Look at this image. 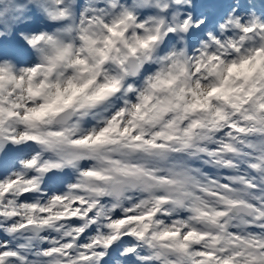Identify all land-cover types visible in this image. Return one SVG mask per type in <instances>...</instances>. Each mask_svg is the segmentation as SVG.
Instances as JSON below:
<instances>
[{
    "label": "snow or ice",
    "instance_id": "snow-or-ice-1",
    "mask_svg": "<svg viewBox=\"0 0 264 264\" xmlns=\"http://www.w3.org/2000/svg\"><path fill=\"white\" fill-rule=\"evenodd\" d=\"M32 2L31 12L23 5L13 8L10 4L0 10V16L5 11L21 12L39 19L36 8L43 0ZM167 2L169 7L162 11L171 14L170 22L187 28L194 43L207 33L212 45L204 53L208 61L226 64L224 75L204 94L209 103L201 104L198 97L194 106L207 108L213 99L222 100L231 109V118L217 109L223 123L214 135L193 146H173L167 142L171 137L160 132L153 135L134 120L125 122L122 117L127 114L116 109L103 117H73L63 127L49 123L42 135L35 129L69 105L58 108L60 100L46 97L35 103L41 92L31 84L26 102L23 94L0 88V264H112L120 255L124 264H264V47L252 48L247 43L241 47L231 39L237 32L243 39L242 34H251L255 27L242 15L246 7L233 10L235 0L210 22L208 14L215 10H197L198 0ZM120 3L122 0H87L95 7H89L86 15L105 11L100 5L119 7ZM202 17L207 19L200 22ZM22 26V31L38 30ZM260 28L264 29V23ZM207 47V43L201 45L200 51ZM7 71L0 65V72ZM29 71L34 74L36 69ZM131 115L135 117L136 112ZM47 137L55 139L50 142ZM61 144L97 149L104 166L97 164L94 155L67 156ZM117 144L130 152L167 157L171 151L187 157L185 165L192 167L186 171L206 174L216 186L217 197L224 201L216 208V216L223 217L218 226L205 230L197 220L208 209L186 207L184 200L150 184L135 185L141 197L130 202L125 195L132 186L107 185L105 182L130 171L111 151ZM81 175L98 183L82 185ZM151 175L147 172L146 178ZM240 200L247 214L238 222L225 224L228 208ZM154 225L160 227L153 231ZM154 240L163 242L160 248ZM146 249L154 254L146 255Z\"/></svg>",
    "mask_w": 264,
    "mask_h": 264
},
{
    "label": "clouds",
    "instance_id": "clouds-1",
    "mask_svg": "<svg viewBox=\"0 0 264 264\" xmlns=\"http://www.w3.org/2000/svg\"><path fill=\"white\" fill-rule=\"evenodd\" d=\"M10 4L13 8L23 5L27 12L35 7L32 0H0L3 9H8ZM241 5L247 9L242 15L248 16L255 27L251 34L243 33V39L240 32L234 33L231 39L241 47L245 43L252 48L264 47V29L260 28L264 23V0H235L233 10ZM89 7L95 6H89L87 0L83 3L81 0H43L36 8L39 19L21 12H9L0 17V23H4L0 28L2 38L10 39L17 28L26 24L38 29L16 32L19 37H35L33 42L23 40L26 55L17 58L0 53V65L8 69L0 72V88L23 94L26 102V90L31 84L41 92L35 103L46 97L48 101L60 100L58 108L69 105L62 114L46 120L35 131L46 135L49 123L63 127L73 117H103L104 113L116 109L127 114L122 117L125 122L134 120L153 135L160 132L165 138L171 137L167 142L173 146H193L214 135L223 123L217 109H223L231 118V109L222 100L213 99L207 108L194 106L198 97L201 104L209 103L204 100V94L224 75L226 64L208 61L204 53L212 45L207 41V33L194 43L187 28L170 22L171 14L162 11L169 7L167 0H148V3L122 0L119 7L104 4L100 7L105 11L86 15ZM45 8L55 15H49ZM12 15L20 19L12 21ZM205 19L207 17H202L200 22ZM206 43L208 47L200 51L201 45ZM230 50L231 45L227 51ZM30 68H35L36 72L33 74ZM133 112H136L135 117L131 115ZM47 139L51 142L55 138ZM60 147L69 157L81 153L94 155L97 164L104 166L95 148L76 149L64 144ZM111 151L118 154L117 161H122L130 171L105 183L115 187L132 186L125 195L129 202L133 197H141L135 185L150 184L155 190L184 200L186 207L208 209L197 220L205 230L216 228L223 219L216 216L217 206L224 203L214 191L216 186L209 183L206 174L186 171V167H192L185 165L187 157H179L171 151L167 157L159 153L130 152L120 144ZM147 172L152 175L146 178ZM78 179L82 185L98 183L87 175ZM241 203L242 200L228 208L230 215L225 224L238 222L247 214ZM159 227L154 225L153 231ZM153 244L160 248L163 242L154 240ZM145 254L154 253L146 249ZM112 264H124L123 255L116 257Z\"/></svg>",
    "mask_w": 264,
    "mask_h": 264
},
{
    "label": "rangeland",
    "instance_id": "rangeland-1",
    "mask_svg": "<svg viewBox=\"0 0 264 264\" xmlns=\"http://www.w3.org/2000/svg\"><path fill=\"white\" fill-rule=\"evenodd\" d=\"M214 6L215 13L212 12L208 14L209 21L214 20L219 15L223 14L225 11H227L229 8L232 7V0H211ZM0 10H4L2 5H0ZM7 12V11H5ZM4 27V23L0 24V28ZM23 26L20 28H17L16 31L13 32V35L10 39H6V41L2 40V37H0V53L3 55H12L14 57H22L27 54V49L25 46L24 41L16 35V32L20 31ZM32 27H35V25H32Z\"/></svg>",
    "mask_w": 264,
    "mask_h": 264
}]
</instances>
